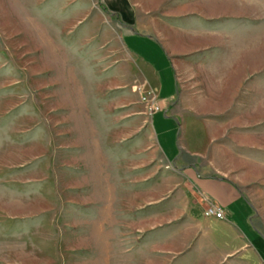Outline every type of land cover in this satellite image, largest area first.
I'll list each match as a JSON object with an SVG mask.
<instances>
[{
	"label": "rangeland",
	"instance_id": "obj_1",
	"mask_svg": "<svg viewBox=\"0 0 264 264\" xmlns=\"http://www.w3.org/2000/svg\"><path fill=\"white\" fill-rule=\"evenodd\" d=\"M129 31L172 59L179 162ZM188 165L264 235V0H0V264H161L163 225L208 204Z\"/></svg>",
	"mask_w": 264,
	"mask_h": 264
},
{
	"label": "crops",
	"instance_id": "obj_2",
	"mask_svg": "<svg viewBox=\"0 0 264 264\" xmlns=\"http://www.w3.org/2000/svg\"><path fill=\"white\" fill-rule=\"evenodd\" d=\"M124 37L127 49L142 67L144 82L156 95L158 107L151 112V126L158 145L168 161L179 162L177 134L176 146L173 144L175 124L171 122L176 116L170 112L177 93L172 59L150 36L129 31ZM182 173L202 197L222 207L224 216H204V205L198 201L180 221L163 225L161 264H264V235L254 225L252 203L239 186L219 172L190 165L183 167ZM178 228L182 232L176 235Z\"/></svg>",
	"mask_w": 264,
	"mask_h": 264
},
{
	"label": "built area",
	"instance_id": "obj_3",
	"mask_svg": "<svg viewBox=\"0 0 264 264\" xmlns=\"http://www.w3.org/2000/svg\"><path fill=\"white\" fill-rule=\"evenodd\" d=\"M141 98L143 99V101H145L146 105L150 107L151 111L157 109L158 106L156 104V95L151 90H148L144 94H142ZM204 214L206 216L223 217L224 211L221 206L212 201H209L204 209Z\"/></svg>",
	"mask_w": 264,
	"mask_h": 264
},
{
	"label": "bare ground",
	"instance_id": "obj_4",
	"mask_svg": "<svg viewBox=\"0 0 264 264\" xmlns=\"http://www.w3.org/2000/svg\"><path fill=\"white\" fill-rule=\"evenodd\" d=\"M110 4V6H112V7H117V6H119V3L117 2V4H112V3H109Z\"/></svg>",
	"mask_w": 264,
	"mask_h": 264
}]
</instances>
